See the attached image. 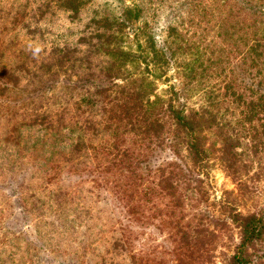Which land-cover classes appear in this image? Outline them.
I'll return each instance as SVG.
<instances>
[{"label":"trees","instance_id":"obj_1","mask_svg":"<svg viewBox=\"0 0 264 264\" xmlns=\"http://www.w3.org/2000/svg\"><path fill=\"white\" fill-rule=\"evenodd\" d=\"M131 1L0 0V231L36 264H150L132 227H155L176 264H208L230 220L239 241L224 264H264L263 214L227 201L208 229L185 219L181 192L187 171L200 202L210 164L244 183L239 149L264 135V0ZM162 6L165 37L152 26ZM180 50L182 87L155 95ZM35 126L75 143L27 144Z\"/></svg>","mask_w":264,"mask_h":264},{"label":"rangeland","instance_id":"obj_2","mask_svg":"<svg viewBox=\"0 0 264 264\" xmlns=\"http://www.w3.org/2000/svg\"><path fill=\"white\" fill-rule=\"evenodd\" d=\"M136 3H140L145 0H133ZM131 1V3H133ZM99 3L101 0H95ZM163 9L159 12L158 17L155 23H152L153 28H156L158 35L165 37L167 34L164 31L166 25H168L169 16H167L168 10ZM144 19V17H143ZM149 19V17H148ZM199 19L196 18L194 23H197ZM140 24V22H139ZM203 24V23H202ZM183 34H187V39H198L199 31L197 26H191L188 23L184 24ZM203 27V26H202ZM208 21L206 23V30L202 32L201 36H207V39H210V36H213V32L209 30ZM132 34V33H131ZM129 34L125 38L124 46L126 49H134V40L133 36ZM182 48L185 47V44L181 41H177ZM128 47V48H127ZM190 55L188 53L178 52L177 65L178 68L172 67L170 71L166 74L163 80L155 81L156 90L155 95H163L167 87L175 85V87H182L183 80L180 75V71H183L182 67L188 62ZM51 92L47 91V95ZM196 92L189 93L188 106H194L193 103L198 102V96ZM16 95V91L9 93L6 98L13 99ZM64 138L61 141L55 139V137H45L43 129L39 126L32 127L31 129H24L22 135L27 144H37L41 145L42 141H45L46 147H52L57 142V147L60 149H67L75 143V137L72 134H69L67 131L63 132ZM261 138V139H260ZM259 140V141H258ZM257 142L245 141L241 149L244 151V161L248 165L247 175L245 176L244 183L240 185H234L225 173L218 168V166L211 167L209 165L207 169V174L201 179L203 183V195L200 202L197 200L198 195L194 194L193 187L194 182L192 177L186 176L187 171L184 173L185 182L182 184V194H183V204L185 206L184 217L188 220L190 218L194 222L202 225L208 229H213L217 222L220 220H225L226 212L224 215L220 216L221 208L220 205H224L229 201L230 207L234 210L241 212H259L264 215V135H261ZM169 162H174V159L169 158ZM188 178H191L190 180ZM107 198V197H105ZM229 205V204H227ZM7 205L4 201L0 200V218L4 214V210ZM105 210H110V205L105 206ZM213 216V217H212ZM216 217H219L218 220ZM1 221V220H0ZM228 221V220H227ZM229 231L224 233V238L222 241V247H220L215 253V257L208 262V264H224L223 259L225 256L231 255L236 251V246L239 241L238 230L234 225L228 221ZM133 232V251L141 252L146 258L149 259L150 264H176L172 259V255L168 252L171 251V244L169 239H167L166 234L155 227H132ZM0 261L1 264H36V260L32 257L29 249L25 247L20 241L16 240L15 236L11 234H4L0 231ZM220 245V246H221ZM260 249V247H258ZM136 254V253H135ZM2 258V259H1ZM122 258V257H121ZM123 259V258H122ZM100 262V261H99ZM123 260H121V263Z\"/></svg>","mask_w":264,"mask_h":264}]
</instances>
